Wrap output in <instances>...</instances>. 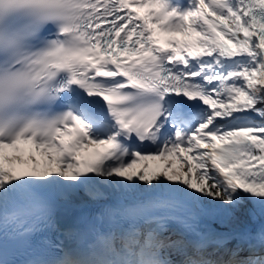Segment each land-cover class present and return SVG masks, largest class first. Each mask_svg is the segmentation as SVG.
Listing matches in <instances>:
<instances>
[{"label":"snow or ice","instance_id":"6c2138e0","mask_svg":"<svg viewBox=\"0 0 264 264\" xmlns=\"http://www.w3.org/2000/svg\"><path fill=\"white\" fill-rule=\"evenodd\" d=\"M0 264H264V0H0Z\"/></svg>","mask_w":264,"mask_h":264},{"label":"rangeland","instance_id":"374dc122","mask_svg":"<svg viewBox=\"0 0 264 264\" xmlns=\"http://www.w3.org/2000/svg\"><path fill=\"white\" fill-rule=\"evenodd\" d=\"M158 37H159L163 42H165V41L168 40V39H184L183 37H169V36H166V35H164V34H160V35H158ZM18 148L20 149L19 152H14L13 150H8V155H10V156H11V155H20V156H22L25 160H28V157H29L31 154L34 155L32 152H29V153H27L26 155H25V154L23 155V153H22L24 150H28V149L30 150V149H32V146H31V145H24V144H21L20 147H18ZM94 151H95V149H93V148H89V149H87V150H84V151L81 153V155L84 156V157H90V156L94 153ZM34 156H35L36 160L39 161L41 167H43L44 164H45L46 162H44V164H43L42 162H40V161H41L40 159H44V157H41V156H39V155H37V154H35ZM37 156H39V159H37ZM45 160H46V159H45ZM144 164H147V165L149 166V170H150V171H155V170H157V169H159V168L162 167V165L160 164L159 161H152V160H149V161H141L140 164H138L137 166H139V167L141 168V167H143ZM27 165H29V167H31L30 164H27ZM15 167L20 168V167H21V164H17V165H15Z\"/></svg>","mask_w":264,"mask_h":264},{"label":"bare ground","instance_id":"6f19581e","mask_svg":"<svg viewBox=\"0 0 264 264\" xmlns=\"http://www.w3.org/2000/svg\"><path fill=\"white\" fill-rule=\"evenodd\" d=\"M145 11H148V9L147 8H145ZM29 152H32L34 155L36 154L35 153V150L32 148V149H28V150H24L22 153H23V155L25 154H27V153H29ZM32 155V154H31ZM92 156V155H91ZM90 156V157H91ZM37 159H39V156H37ZM41 161L40 162H42L43 164H44V162H46V160H45V158L44 159H40ZM39 162V161H38ZM26 167H29V165H21V167L20 168H17V170H22V169H24V168H26ZM137 168H140L139 166H137ZM88 209H83L82 211H87ZM248 223L249 224H252V222L251 221H248ZM259 224H260V221H256L255 222V224H252V226L253 227H256V228H258L259 227Z\"/></svg>","mask_w":264,"mask_h":264}]
</instances>
